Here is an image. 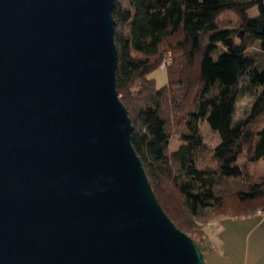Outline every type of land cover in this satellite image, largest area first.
I'll return each instance as SVG.
<instances>
[{"label": "water", "instance_id": "1", "mask_svg": "<svg viewBox=\"0 0 264 264\" xmlns=\"http://www.w3.org/2000/svg\"><path fill=\"white\" fill-rule=\"evenodd\" d=\"M117 0H0V264H206L120 98Z\"/></svg>", "mask_w": 264, "mask_h": 264}, {"label": "trees", "instance_id": "2", "mask_svg": "<svg viewBox=\"0 0 264 264\" xmlns=\"http://www.w3.org/2000/svg\"><path fill=\"white\" fill-rule=\"evenodd\" d=\"M226 11L238 15L237 27L221 23ZM113 14L117 88L134 125L132 143L164 211L204 251L207 236L199 231L226 195L257 204L224 215L264 208V173H254L264 159V0H117ZM169 37L177 55L168 52V81L158 87L150 73L167 56ZM246 95L250 110L237 117ZM204 121L219 133L213 147ZM206 152L214 164H200Z\"/></svg>", "mask_w": 264, "mask_h": 264}, {"label": "crops", "instance_id": "3", "mask_svg": "<svg viewBox=\"0 0 264 264\" xmlns=\"http://www.w3.org/2000/svg\"><path fill=\"white\" fill-rule=\"evenodd\" d=\"M223 215L205 227L206 264H264V214Z\"/></svg>", "mask_w": 264, "mask_h": 264}, {"label": "rangeland", "instance_id": "4", "mask_svg": "<svg viewBox=\"0 0 264 264\" xmlns=\"http://www.w3.org/2000/svg\"><path fill=\"white\" fill-rule=\"evenodd\" d=\"M255 12H256V9H252L251 10V13H255ZM238 22H239L238 15L234 11H226V13H224L221 16V23L226 25V26L235 28V27H237L239 25ZM242 37H243V34H242ZM175 41H176L175 37H169V38H167L164 41V43L162 45V51H163L164 54L168 53L169 51H172L174 55H177L176 54V50L174 48H172L175 45L174 44ZM166 55L167 56L165 58H168V61H167V63H168L169 60L171 59V55L169 53L166 54ZM262 59L263 58L261 57L260 61H263ZM166 65H165V67H161V65H160L157 69H155L154 71H152L150 73V77L155 78L156 84H157L158 87H161V86L165 85L167 83V81H168ZM252 101H253V97L252 96L246 95V96L239 97L238 101H237V104H236V116L237 117H242V116L247 115V113L250 110ZM182 129H184L183 126L180 128V131ZM201 130H202V133L204 135V139H205V141H206V143H207V145L209 147H213L219 142V139H220L219 133L214 131V130H212V128L210 127V125L208 124L207 121H204V122L201 123ZM180 131L177 130V132L174 134V136L172 138L171 146L174 149L177 148L178 145H179ZM199 162H200L201 165L214 164V161L212 160L211 155H210L209 152L203 153L201 155V157H200ZM261 172L264 173V159H262V162H260L258 165H256L254 167V173L255 174H260ZM232 182L234 183V182H237V181H232ZM231 186L232 185H230L228 187H231ZM263 202H264V200H262V202H259V203H263ZM254 204H257V203L255 202L253 204L251 203V204H248V205L240 204L236 200V198L234 197L233 194H228V195L225 196L224 207L219 209V210H217V211H215L213 217H210L211 219H210L209 222L217 220L218 218H220L224 214H227V212H229V211H243V210H247L248 208H252V205H254ZM199 232L203 233V236H206L205 228H203V230H200ZM193 234L198 239L200 238V235H198L197 233H193ZM204 239H205L204 240L205 241L204 246L206 248L208 241H207L206 238H204Z\"/></svg>", "mask_w": 264, "mask_h": 264}, {"label": "built area", "instance_id": "5", "mask_svg": "<svg viewBox=\"0 0 264 264\" xmlns=\"http://www.w3.org/2000/svg\"><path fill=\"white\" fill-rule=\"evenodd\" d=\"M168 58H165L162 63H161V67H165V65L167 64ZM260 213L264 214V209H259L258 210Z\"/></svg>", "mask_w": 264, "mask_h": 264}]
</instances>
